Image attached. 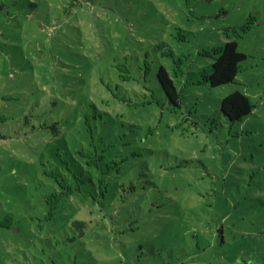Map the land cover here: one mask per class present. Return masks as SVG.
Instances as JSON below:
<instances>
[{"label": "rangeland", "instance_id": "1", "mask_svg": "<svg viewBox=\"0 0 264 264\" xmlns=\"http://www.w3.org/2000/svg\"><path fill=\"white\" fill-rule=\"evenodd\" d=\"M229 40L247 59L211 87ZM236 90L255 109L230 124ZM83 148L106 195L85 182L47 220ZM0 264H264V0H0Z\"/></svg>", "mask_w": 264, "mask_h": 264}, {"label": "trees", "instance_id": "2", "mask_svg": "<svg viewBox=\"0 0 264 264\" xmlns=\"http://www.w3.org/2000/svg\"><path fill=\"white\" fill-rule=\"evenodd\" d=\"M208 55L213 57V62L202 71V79L207 82L211 87H220L226 84H231L237 81L238 74L241 70V63L247 59V55L238 51V43L236 40H229L221 45L219 48H215L212 53ZM178 76V74H176ZM157 82L165 95L167 102L172 108L179 107L181 103V92L178 89L173 77L164 65H160L156 72ZM121 100V99H119ZM255 105L248 95L236 90L230 94L224 96L219 103V111L224 118L230 123L235 124L244 121L249 115L254 112ZM78 158L81 160L80 168L82 169L81 179L78 178V173L72 172L67 175H62L61 180L57 178L59 189L51 193L46 199L49 205V211L46 216L47 220H52L56 217L60 208V203L66 198H70L76 193H81L84 190L83 183L88 182L94 186L93 195L94 199L98 196L104 197L106 190L109 187L107 182V175L110 174L111 169L106 166L101 168L103 164V154H100L96 150L85 149L77 151ZM115 163V162H114ZM118 164V163H116ZM102 169L98 173L97 182L94 180L93 169ZM70 169V167H69ZM85 171L88 176H84ZM99 187V192L97 191ZM92 214V212H90ZM88 224L84 220H74L71 223V230L74 232V238H84L86 236L85 230Z\"/></svg>", "mask_w": 264, "mask_h": 264}]
</instances>
